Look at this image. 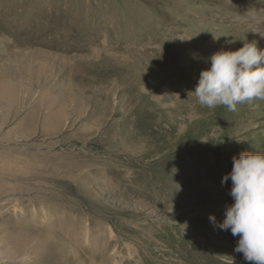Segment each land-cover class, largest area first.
Segmentation results:
<instances>
[{
    "label": "rangeland",
    "instance_id": "rangeland-1",
    "mask_svg": "<svg viewBox=\"0 0 264 264\" xmlns=\"http://www.w3.org/2000/svg\"><path fill=\"white\" fill-rule=\"evenodd\" d=\"M254 41L264 0H0V264H248L222 181L264 101L188 93Z\"/></svg>",
    "mask_w": 264,
    "mask_h": 264
},
{
    "label": "clouds",
    "instance_id": "clouds-1",
    "mask_svg": "<svg viewBox=\"0 0 264 264\" xmlns=\"http://www.w3.org/2000/svg\"><path fill=\"white\" fill-rule=\"evenodd\" d=\"M210 61V70L200 73L198 86L188 93L200 106H226L235 112L238 104L264 101V51L255 41L244 42L237 51L216 52ZM229 179L235 202L227 206L220 227L240 237L235 251L248 264H264V154L242 152L234 157L232 171L222 183ZM210 220L216 222L214 216Z\"/></svg>",
    "mask_w": 264,
    "mask_h": 264
}]
</instances>
